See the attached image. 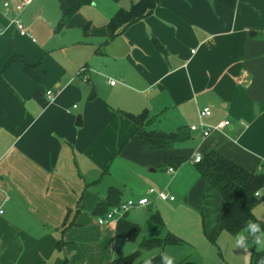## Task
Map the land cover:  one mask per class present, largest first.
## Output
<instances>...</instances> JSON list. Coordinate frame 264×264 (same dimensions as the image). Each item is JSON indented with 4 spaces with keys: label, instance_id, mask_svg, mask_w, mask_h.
Listing matches in <instances>:
<instances>
[{
    "label": "crops",
    "instance_id": "obj_1",
    "mask_svg": "<svg viewBox=\"0 0 264 264\" xmlns=\"http://www.w3.org/2000/svg\"><path fill=\"white\" fill-rule=\"evenodd\" d=\"M63 1L31 0L20 12L34 42L0 5V264H108L126 256L138 249L134 242L116 233V222L97 220L115 204L144 197L148 220L156 212L163 228L139 225L127 213L140 227L139 243L166 232L183 240L179 216L188 211L202 214L203 232L211 233L225 204L199 176L195 158L216 151L247 171L264 164V0H237L234 10L210 0H161L107 45V22L138 0H92L57 32ZM12 56L36 65L41 83L21 62L4 69ZM205 107V123L230 126L208 137L190 132ZM143 111L153 118L146 130L186 128L190 139L145 149L122 115ZM170 157L184 161L167 167ZM111 187L119 193L107 205ZM151 188L174 201L149 195Z\"/></svg>",
    "mask_w": 264,
    "mask_h": 264
},
{
    "label": "trees",
    "instance_id": "obj_2",
    "mask_svg": "<svg viewBox=\"0 0 264 264\" xmlns=\"http://www.w3.org/2000/svg\"><path fill=\"white\" fill-rule=\"evenodd\" d=\"M161 0H138L131 4L128 9H119L107 22L106 28L110 32L109 39L105 42L109 43L117 37L123 30L132 24L144 19L150 15L156 5ZM217 2L230 10H234L237 0H210ZM92 0H64L61 5V18L57 23L56 31H61L72 18L84 6H88ZM88 29V24H84L83 33ZM157 49H160L154 41ZM22 62L18 56H12L7 60L4 69L12 63ZM36 65H28L23 63V72L36 84H40L42 79L35 73ZM95 96L93 89L89 93L88 99ZM5 111L0 105V128L3 127V118ZM122 115L134 124L137 131H140V140L145 149L149 151L170 150L179 144H183L190 139L189 131L186 128H179L170 133H164L156 130H146L148 124L153 120L149 117L147 111H143L138 115L130 113H122ZM184 158H166L165 166L177 168ZM199 176L204 180L205 185L210 187L225 204L220 225L211 233H205L206 237L214 242L221 231H225L231 235H237L246 223L254 221L253 210L261 202L263 198H256L254 194L264 188V164L262 170L247 171L243 167L226 159L220 153L211 151L207 153L199 162L195 164ZM119 191L116 188H109L107 196V205L115 204V198ZM115 204L114 206H118ZM106 212L107 207H99L98 212ZM149 220L163 228L160 216L156 212H150ZM125 213L116 222V233L125 237L130 242H135L140 233V227L137 224L126 219ZM263 228V226H262ZM182 243L181 239L173 234L166 232L163 237H155L142 240L138 244V249L130 254L113 259L108 264H143V254L157 250L156 255L152 259V264H162L161 255L167 246H178ZM143 252V253H142ZM264 261V250H252L249 264H262ZM177 264H196L195 262L182 261Z\"/></svg>",
    "mask_w": 264,
    "mask_h": 264
},
{
    "label": "rangeland",
    "instance_id": "obj_3",
    "mask_svg": "<svg viewBox=\"0 0 264 264\" xmlns=\"http://www.w3.org/2000/svg\"><path fill=\"white\" fill-rule=\"evenodd\" d=\"M125 203L126 201L122 204ZM127 213L128 217L134 218L139 225L151 224L148 220L149 213L145 207H133ZM253 216L255 220L251 222L259 224L261 230L264 231V201L254 208ZM196 218L201 222L202 214L188 211L186 214L182 213L179 216L180 233L183 235L182 243L179 246L168 247V254L170 253L175 258V263L190 261L196 264H249L252 250H261L257 245L252 244L250 239L248 252H244L243 249L235 247L236 235H231L225 231H221L216 240L211 242L203 232L202 222L197 228L194 222ZM248 223L244 225L239 233L247 227ZM139 240L140 238L132 243L134 249H137Z\"/></svg>",
    "mask_w": 264,
    "mask_h": 264
},
{
    "label": "built area",
    "instance_id": "obj_4",
    "mask_svg": "<svg viewBox=\"0 0 264 264\" xmlns=\"http://www.w3.org/2000/svg\"><path fill=\"white\" fill-rule=\"evenodd\" d=\"M31 2V0H19L15 5H10V3L6 0H0V5L3 9L4 16L8 19L9 23L15 27L18 34L22 37H29L33 42L35 41L31 35L29 34L27 28L24 26L18 15L22 10ZM13 12L15 14H13ZM114 81H110V85H114ZM53 98V95L48 93L46 96L47 101H50ZM211 110L208 107H205L199 111L198 114V123L193 124L189 126L190 132L200 131L203 137H208L212 132L214 131H220L228 126H230L229 120H222L219 121L213 125H209L203 121L204 118L210 117ZM197 158V157H196ZM195 158V162L197 163V159ZM200 161V160H199ZM258 171H261L262 168L259 167L257 169ZM168 172H173L172 168L168 169ZM149 195H156L157 198H159L162 201H174V197L170 196L164 192H157L153 188L148 190ZM254 196L256 198H263L264 197V188L257 191ZM142 200H147L146 204H141ZM149 204V199L144 197L141 199H138L136 201H128L125 204H120L118 206L112 207L107 213H105L103 216H100L98 218V224L104 225L109 222H117L125 213L128 212L129 209L133 207H145Z\"/></svg>",
    "mask_w": 264,
    "mask_h": 264
},
{
    "label": "clouds",
    "instance_id": "obj_5",
    "mask_svg": "<svg viewBox=\"0 0 264 264\" xmlns=\"http://www.w3.org/2000/svg\"><path fill=\"white\" fill-rule=\"evenodd\" d=\"M197 162L202 159L201 156H197ZM147 200H142L141 204H146ZM251 243L257 245L260 249L264 250V231L261 230L259 224L249 221L247 227L241 232L238 233L235 237V247L241 248L244 252H248L249 249V240ZM162 264H175V258L163 253L161 255ZM143 264H152V259L145 257ZM264 264V261H262Z\"/></svg>",
    "mask_w": 264,
    "mask_h": 264
},
{
    "label": "water",
    "instance_id": "obj_6",
    "mask_svg": "<svg viewBox=\"0 0 264 264\" xmlns=\"http://www.w3.org/2000/svg\"><path fill=\"white\" fill-rule=\"evenodd\" d=\"M251 35H253V34L251 33ZM76 125L77 126H80L81 125V117L80 116H78L76 118ZM148 209L152 210L153 208H152V206H149Z\"/></svg>",
    "mask_w": 264,
    "mask_h": 264
}]
</instances>
